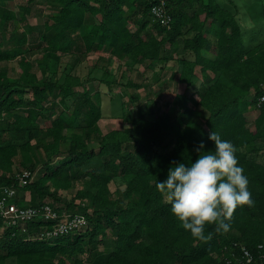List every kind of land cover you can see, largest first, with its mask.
Masks as SVG:
<instances>
[{"label": "trees", "instance_id": "1", "mask_svg": "<svg viewBox=\"0 0 264 264\" xmlns=\"http://www.w3.org/2000/svg\"><path fill=\"white\" fill-rule=\"evenodd\" d=\"M251 1L44 0L56 11L32 26L35 0L17 12L0 0V63L19 59L20 68L17 77L0 69V187L16 189L12 197L4 193L6 203L40 211L49 205L60 218L88 220L77 233L51 238L55 221L43 215L8 224L0 213V264H236L243 247L264 262V163L257 159L264 149V0ZM256 3L263 17L244 26L243 9ZM155 5H163L165 19L154 16ZM106 49L109 64L116 58L155 69L176 62L170 82L178 76L187 91L167 111L136 94L122 104L131 126L103 133L100 91L78 88L96 78L110 88L114 74L99 63L86 80L76 70ZM64 57L73 62L60 81ZM210 130L235 146L254 204L237 208L228 232L207 225L210 239L200 240L183 229L155 184L173 161L194 162L201 141L213 150ZM25 170L31 178L22 185Z\"/></svg>", "mask_w": 264, "mask_h": 264}, {"label": "clouds", "instance_id": "2", "mask_svg": "<svg viewBox=\"0 0 264 264\" xmlns=\"http://www.w3.org/2000/svg\"><path fill=\"white\" fill-rule=\"evenodd\" d=\"M208 140L214 143L213 150L205 151L201 141L194 149L198 154L194 162L173 161L166 179L155 184L183 229L200 240L210 239L211 234L205 235L207 225H215L218 233L228 232L237 208L254 204L235 146L213 130Z\"/></svg>", "mask_w": 264, "mask_h": 264}, {"label": "rangeland", "instance_id": "3", "mask_svg": "<svg viewBox=\"0 0 264 264\" xmlns=\"http://www.w3.org/2000/svg\"><path fill=\"white\" fill-rule=\"evenodd\" d=\"M218 2L226 7L231 6L230 0H218ZM2 3L4 5H8L11 10L17 12L19 11L20 6H26L28 4V0H2ZM259 5L260 3H256V5L243 9L244 14L242 16V22L244 26L252 25L253 18L255 21H257V19L263 17L259 11ZM55 11L56 9L52 3H45L44 0H35L33 4V12L28 17L27 23L32 26H41L45 20H47V17ZM253 13H255V16L251 15ZM12 27L21 30L24 28L26 29L24 23L21 24L19 22H14ZM102 55L103 58H101V60H99L101 57L99 54H90L84 57L85 60L82 65L78 66L76 73L80 75L83 80H86L89 70L96 63H99L102 66L109 65L112 73L114 74L116 81L112 83L110 88L102 86L100 84L99 78H96L94 81L87 82L85 86L78 88V90L81 91L84 88H87L93 94H95L96 91H100L102 98L101 100L103 102L104 116L99 122V127L103 133H107L114 129H125L131 126L130 122L124 120L123 115L126 109L122 104L131 99L132 96L138 94L140 97L139 102L144 104L145 101H149L151 103L157 104L158 106L162 107L163 110L167 111L170 108V103L174 96L177 93H185L187 91V86L178 82V76H176L175 79L170 82V80H172V74L178 70V65L176 62H169L164 65H159L155 69H148L144 64L134 65L131 61H120L116 58H113L112 62L109 64L108 60L111 56L107 49ZM18 60L19 59L0 63V69L6 68L9 71L10 76L17 77L20 74ZM72 62V58L64 57L63 62L58 69L60 81H63L64 77L66 76L67 72L65 71L67 66H69L67 71H70ZM36 72L41 78L42 75L40 69L37 68ZM197 74H200L199 68L197 70ZM94 75L101 77L102 71H98L97 74ZM50 76H52V74H50ZM128 82H133L142 87H127L126 84ZM199 85H197V89L199 88ZM197 112L200 115L201 120L208 117V113L202 107H198ZM258 113V110L255 108L249 113L251 126H253V121L257 117ZM92 147H96V144L92 143ZM257 157L259 161L264 163V149L258 154ZM116 184L122 186L123 182L121 180H116ZM77 189L78 187L73 190V193H75ZM113 189L115 190L114 185Z\"/></svg>", "mask_w": 264, "mask_h": 264}, {"label": "built area", "instance_id": "4", "mask_svg": "<svg viewBox=\"0 0 264 264\" xmlns=\"http://www.w3.org/2000/svg\"><path fill=\"white\" fill-rule=\"evenodd\" d=\"M152 13L157 19H165V10L163 5L157 6L155 5L152 9ZM163 21V20H162ZM165 22V21H163ZM264 102V96L261 97L259 107ZM31 178V172L25 170L22 174L19 175V180L22 185H25L29 182ZM4 193H7L11 197L16 193V189L10 188L9 190L5 189L2 191L0 187V213L5 217L8 221V224H16L18 221L20 222H28L33 221L38 218V216H45L47 219H51L55 221V226L52 230L46 233L48 237H57L60 235L77 233L81 229L86 228L88 226V220L79 215H68L65 218H60V215L55 212L51 206L46 205L42 209V211L34 209V208H19L17 205L13 203H6V197H4ZM262 248V247H261ZM243 258L238 259L236 264H264V262L258 263L254 258V255L246 248L243 247ZM264 258V256H263ZM227 264H233L230 260L227 261Z\"/></svg>", "mask_w": 264, "mask_h": 264}]
</instances>
